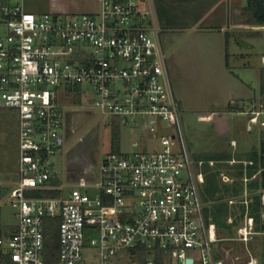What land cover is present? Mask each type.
Segmentation results:
<instances>
[{"label":"built area","instance_id":"1","mask_svg":"<svg viewBox=\"0 0 264 264\" xmlns=\"http://www.w3.org/2000/svg\"><path fill=\"white\" fill-rule=\"evenodd\" d=\"M74 85L92 86L100 112L140 128L159 149L111 151L91 177L57 182L54 156L67 141L60 89ZM1 108L19 113L21 156L10 193L16 223L0 222V264H227L213 251L217 224L206 214L205 175L188 151L153 0H99L96 13L43 17L26 0H0ZM247 114L264 128V101ZM259 174L246 170L245 195L229 199L247 206L246 241L255 229L248 183ZM55 221L53 259L46 232Z\"/></svg>","mask_w":264,"mask_h":264},{"label":"rangeland","instance_id":"2","mask_svg":"<svg viewBox=\"0 0 264 264\" xmlns=\"http://www.w3.org/2000/svg\"><path fill=\"white\" fill-rule=\"evenodd\" d=\"M247 5V0H153L162 43L168 51L174 52L177 62L170 69V79L175 95L182 101L181 118L188 151L198 170L205 175L200 189L206 207L215 203L205 199L208 171H218L217 180L224 188L234 181L226 176L235 171L238 163L249 161L254 151H260L264 140L261 125L255 124L249 130L252 126L247 114L253 103L258 105L264 99L261 90L264 24L251 21ZM26 7L38 17L53 12L96 13L99 0H26ZM226 35L230 52L251 54L246 67L232 59V66L229 65L232 73L220 63V56L227 47ZM78 87L81 103L75 99L74 89ZM93 90L92 86L81 89L78 85L60 89L67 141L63 152L54 156L59 183L69 184L81 176L91 177L105 153L116 150L132 155L148 148L159 149V140L143 134L140 128L122 125L118 118L100 112L95 107ZM231 107L239 108L232 110ZM210 112L218 114L212 119L200 117ZM136 141L138 146L134 145ZM222 153L232 154V160L235 158L238 162L231 164L232 160L207 158ZM20 156L19 113L14 108H1L0 222L8 227L16 223L10 193L20 178ZM210 161H214V165ZM206 190L212 193L210 187ZM245 193L243 180L241 197ZM232 197L236 196H229ZM229 205L239 213L237 204L229 202ZM235 218V214L230 215L227 223H235ZM244 222L245 219H241L227 228L217 225L218 240L212 244L213 251L227 264H249L253 258L264 264V231H257L255 222V229L246 241L239 232Z\"/></svg>","mask_w":264,"mask_h":264},{"label":"trees","instance_id":"3","mask_svg":"<svg viewBox=\"0 0 264 264\" xmlns=\"http://www.w3.org/2000/svg\"><path fill=\"white\" fill-rule=\"evenodd\" d=\"M247 13L253 23L264 24V0H249L247 5ZM262 85L261 90L264 94V67L261 69ZM76 93V102L81 103L82 100L79 97V87L74 89ZM264 101V99H262ZM113 152H118L114 150ZM232 154L222 153V154H211L207 156L208 159H226L232 160ZM249 161H253L252 165L245 166L244 162L238 163L236 169L233 173L229 175L233 178V182L225 187L221 188V184L218 182L219 173L217 170H210L207 174V180L204 188L205 199L208 201H215L210 207H206L207 216L212 218L218 226L229 227L234 224H238L241 219H244L245 213L247 211V206L244 203H237L239 213L233 211L229 205V196H236L241 198V193L243 190V177L247 170L249 176H253L254 173L260 171L259 177L251 179L248 183L249 197L252 199L249 204V214L255 218L256 230L264 231V222L262 220V212L264 210V205L262 203L261 194L264 190V140L261 145L260 151H254ZM210 187L212 193L206 192ZM59 192L51 191L48 192L50 195H57ZM232 206V205H231ZM236 216L235 223L229 224L227 220L230 215ZM59 233L57 229V221L50 222L47 226L46 232V247L47 251L53 255V259L58 255V242ZM222 256L218 257L221 259Z\"/></svg>","mask_w":264,"mask_h":264},{"label":"crops","instance_id":"4","mask_svg":"<svg viewBox=\"0 0 264 264\" xmlns=\"http://www.w3.org/2000/svg\"><path fill=\"white\" fill-rule=\"evenodd\" d=\"M56 8H60V6H55ZM82 13H84V12H82ZM89 13H91V12H89ZM164 45V44H163ZM229 45H230V40H228V37H227V35H226V51H225V53L223 54L222 53V56H220L221 58V64H222V66L224 67V69L226 70V71H228V72H230V73H232V68H230V66L229 65H231L232 66V63H231V60L232 59H235V62H236V64L237 65H241V66H243V67H246L247 65L246 64H248L249 65V61L251 60V54L250 55H247L246 54V56H244L243 55V52H241V53H239L238 51H235V52H230V50H229ZM252 45V44H251ZM254 47V46H253ZM164 48H165V50H166V53H167V55H168V62H169V68L171 69V68H173V66L174 65H177V62L174 60L175 58H174V52L173 51H168L167 49L168 48H166V46H164ZM239 53V54H238ZM238 55V56H237ZM262 56L261 57H264V54H261ZM250 58V59H249ZM245 61V62H244ZM242 62H244V63H242ZM171 72V71H170ZM177 97V96H176ZM178 99V101H179V103H180V105H181V107H182V101L179 99V98H177ZM232 106V105H231ZM232 108V110L233 109H237V108H239V107H231ZM218 114V112H210V114H207V115H205V114H202V115H200V117H203V118H207V119H212V117L214 116V115H217ZM205 116V117H204ZM252 127H251V129H249V130H252L253 129V127L255 126V124H253V125H251ZM233 159H235V158H233ZM231 164H234V163H231Z\"/></svg>","mask_w":264,"mask_h":264},{"label":"bare ground","instance_id":"5","mask_svg":"<svg viewBox=\"0 0 264 264\" xmlns=\"http://www.w3.org/2000/svg\"><path fill=\"white\" fill-rule=\"evenodd\" d=\"M205 117V116H204Z\"/></svg>","mask_w":264,"mask_h":264}]
</instances>
